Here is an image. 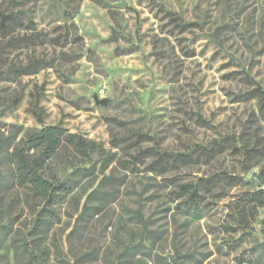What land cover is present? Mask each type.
Here are the masks:
<instances>
[{
  "label": "rangeland",
  "instance_id": "1",
  "mask_svg": "<svg viewBox=\"0 0 264 264\" xmlns=\"http://www.w3.org/2000/svg\"><path fill=\"white\" fill-rule=\"evenodd\" d=\"M0 11V67L47 62L0 73V132L14 145L60 125L120 161L102 171L96 153L63 145L43 172L72 191L48 235L29 236L38 212L1 160L0 264L25 263V234L49 251L42 264H264V112L250 97L264 89V0H0Z\"/></svg>",
  "mask_w": 264,
  "mask_h": 264
},
{
  "label": "trees",
  "instance_id": "2",
  "mask_svg": "<svg viewBox=\"0 0 264 264\" xmlns=\"http://www.w3.org/2000/svg\"><path fill=\"white\" fill-rule=\"evenodd\" d=\"M10 27V12L0 11V30L5 31ZM47 62L43 59H31L28 64L22 66L9 65L6 69L0 67V73L4 77L20 74L29 75L37 72L46 66ZM1 65V57H0ZM251 98H258L259 107L264 112V89L257 85L251 91ZM19 100L15 104H18ZM10 135L6 136L0 132V161L5 162L13 167L12 179L20 187L25 189L26 200L38 212L32 225L29 236L33 233H45L48 235L53 222L48 221L56 217L55 205L65 201L72 186L69 185L68 179H51L45 176L44 167L46 162L58 153L60 148L67 144L71 145L77 152L91 158L93 153L103 159L102 171L117 161V153L107 151V149L95 140H90L84 136L72 133L61 127L45 126L39 129L26 132V134L14 145H12ZM253 147H247L248 154L254 152ZM120 162V161H117ZM108 178V176L106 177ZM240 177L235 184L240 181ZM10 182V175H6L5 170L0 168V185ZM7 224L0 223V245L4 242L10 244ZM27 240V234L24 236L23 249L27 254V260L24 264H42L43 255H49V251L41 249L40 242ZM69 264V262H67Z\"/></svg>",
  "mask_w": 264,
  "mask_h": 264
},
{
  "label": "water",
  "instance_id": "3",
  "mask_svg": "<svg viewBox=\"0 0 264 264\" xmlns=\"http://www.w3.org/2000/svg\"><path fill=\"white\" fill-rule=\"evenodd\" d=\"M119 6L121 7H124L125 6V2L122 1L120 3H117ZM112 32H113V35L108 39V41H114L116 38H117V35L115 33V30L114 28H112ZM94 99H95V102L97 104H102V105H107L108 104V99L106 98H99L98 95H94Z\"/></svg>",
  "mask_w": 264,
  "mask_h": 264
}]
</instances>
